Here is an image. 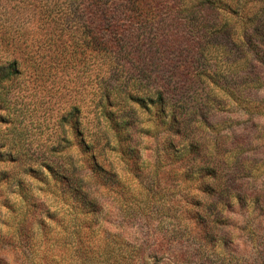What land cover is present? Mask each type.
<instances>
[{"label":"rangeland","instance_id":"obj_1","mask_svg":"<svg viewBox=\"0 0 264 264\" xmlns=\"http://www.w3.org/2000/svg\"><path fill=\"white\" fill-rule=\"evenodd\" d=\"M44 1L0 0V59L22 63L0 84V264H264V211L237 200L264 194V115L240 113L246 103L231 99L225 108L234 110L220 111L225 98L206 76L193 86L180 79L199 112L191 115L198 146L169 124L170 108L123 107L116 91L97 107L102 72L88 50L84 61L67 60L79 48L48 40L61 13L59 5L48 17ZM186 67L190 56L175 61L176 77ZM204 87L212 101L201 107ZM73 107L80 135L65 118ZM250 128L242 157L259 164L214 193L219 179L196 171L226 152L233 173L238 137ZM222 134L228 141L216 140Z\"/></svg>","mask_w":264,"mask_h":264},{"label":"trees","instance_id":"obj_2","mask_svg":"<svg viewBox=\"0 0 264 264\" xmlns=\"http://www.w3.org/2000/svg\"><path fill=\"white\" fill-rule=\"evenodd\" d=\"M29 1L35 7L43 0ZM59 5L61 14L55 19L51 14ZM43 6L51 21L55 20L48 40L54 37L56 43L64 45L63 37H66L70 40L68 47L79 48L78 51L72 49L67 60L78 56L84 61L88 50L97 77L102 72L97 107L104 108L116 91L123 107L126 101H131L141 106L151 102L162 113L170 108L169 124L190 132L198 146L191 115L199 112L190 111L184 93H180L185 87L180 79L188 76L193 86L206 76L219 90V97L225 98L218 100L220 111L234 110L225 108L230 104L226 100L231 99L238 105L246 103L242 111L237 109L240 113L253 117L264 115V0H45ZM182 56L191 57L193 69L186 67L176 77L179 73L174 69L175 61ZM21 64L16 58L0 59V84L18 77L22 72ZM129 88H133L135 94L130 93ZM210 91L202 88L201 107L212 101ZM249 104L254 107V114L249 111ZM78 112V108L73 107L65 118L70 116L72 131L80 135ZM197 121L204 122L203 118ZM125 124H129L128 121ZM245 132L238 137L241 144L233 173L226 171L230 167L223 163L226 152L222 157L216 152L207 155L211 165L200 166L196 171L206 178L219 179L218 191L214 193H228L235 182L234 174L240 182L250 168L259 164L256 157H242L243 142L247 144L253 131L250 128ZM178 133L173 136L176 138ZM222 137V142L228 141L223 134L216 140ZM238 182V185L243 184ZM258 195L254 198L238 195L237 200L240 204L255 201V209L261 212L264 211V194Z\"/></svg>","mask_w":264,"mask_h":264}]
</instances>
